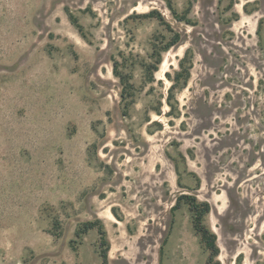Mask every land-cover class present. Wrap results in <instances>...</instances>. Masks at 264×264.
<instances>
[{"label":"rangeland","instance_id":"1","mask_svg":"<svg viewBox=\"0 0 264 264\" xmlns=\"http://www.w3.org/2000/svg\"><path fill=\"white\" fill-rule=\"evenodd\" d=\"M100 230L108 264H264V0H0V264H103Z\"/></svg>","mask_w":264,"mask_h":264},{"label":"trees","instance_id":"2","mask_svg":"<svg viewBox=\"0 0 264 264\" xmlns=\"http://www.w3.org/2000/svg\"><path fill=\"white\" fill-rule=\"evenodd\" d=\"M69 16L71 21L78 26V28L82 31V26L78 24L77 18L68 10ZM157 17L159 19H162L161 14H158L157 11H151L149 14H144L141 17ZM179 34H175L173 38L169 41H167L161 49L156 48L154 52L155 56V63L154 64H149L146 67V77L149 80L154 79V74L156 71L159 70L160 65L163 62V52L169 50L172 46L177 44L179 42ZM189 62V65H186V63ZM180 67L181 70L177 72V77L174 81V79H171V74L167 72V76L169 79L174 81V83L170 87V92L171 95L173 93V90L176 89L177 87L183 88L187 84L190 76H191V69L193 67V62L190 59V51H186L185 56L180 60ZM114 72L117 77H119L121 83L123 84V92L122 96L125 99L131 98V101L128 102L127 106L134 101V95H135V90L133 83H131V76L128 73H124L123 71L118 69L117 64H115L114 67ZM182 80V84H181ZM179 85V86H178ZM168 103L172 106L170 97L168 98ZM173 107V106H172ZM185 201L186 204H189L190 209L192 210L194 216H193V222H194V227L197 232L202 234L203 239L206 241V244L210 250V256L209 260L212 262V260H215L217 256L220 253V248L217 244V235L215 232H213L210 228L205 226L203 224L204 217L210 213L211 211V205L207 201H199L196 196L190 195V194H181L178 196L176 204L173 206L172 211H175L181 207L182 202ZM96 227V222H88L85 225V229L89 230ZM101 233V239H102V244L106 245V248L102 251V258H103V264H108V243L105 238V232L103 230H100ZM216 264H220L219 261H216Z\"/></svg>","mask_w":264,"mask_h":264}]
</instances>
